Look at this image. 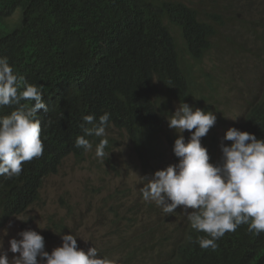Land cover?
<instances>
[{"label": "trees", "instance_id": "1", "mask_svg": "<svg viewBox=\"0 0 264 264\" xmlns=\"http://www.w3.org/2000/svg\"><path fill=\"white\" fill-rule=\"evenodd\" d=\"M169 25L192 59L211 50L216 28L176 0H0V56L41 88L48 105L37 113L43 155L24 163L19 177L0 176V225L27 212L65 158L84 157L74 144L85 115L108 112L107 129L126 132L140 154L150 152L164 126L160 91L182 100L190 86ZM13 110L2 108L0 115ZM235 128L264 139V90ZM204 235L190 227L180 243L156 250L154 264H264V233L249 232L246 224L218 239L215 250L195 242ZM144 243L137 247L149 255Z\"/></svg>", "mask_w": 264, "mask_h": 264}, {"label": "rangeland", "instance_id": "2", "mask_svg": "<svg viewBox=\"0 0 264 264\" xmlns=\"http://www.w3.org/2000/svg\"><path fill=\"white\" fill-rule=\"evenodd\" d=\"M176 1L195 8L201 20L216 26L211 50L194 60L185 52L178 29L169 25L180 63L190 79L188 99L187 95L179 100L160 91L164 126L152 138L149 153L140 154L126 132L109 128L105 148L109 154L104 162L94 155L98 143L82 159L65 158L58 172L45 179L38 200L17 216L27 221L12 218L0 225L3 230L11 222L3 237L5 249L9 239H20L19 232L31 229L44 237L45 251L50 253L61 245L56 234L61 232L77 236L80 249L96 247L110 264H154L156 250L183 240V226L190 224L187 217L180 208L166 215L154 203L145 202L140 194L146 183L142 177L151 178L155 171L178 163L172 150L178 134L168 127L167 118L181 102L193 108L206 107L215 114L216 123L201 138V145L207 149L210 163L220 161V145L229 143L223 140L225 132L243 120L248 106L259 100L264 90V0ZM182 135L187 142L190 133L185 130ZM143 240L149 255L137 247ZM129 252L131 258L126 261ZM13 255L18 253L9 252V259Z\"/></svg>", "mask_w": 264, "mask_h": 264}, {"label": "clouds", "instance_id": "3", "mask_svg": "<svg viewBox=\"0 0 264 264\" xmlns=\"http://www.w3.org/2000/svg\"><path fill=\"white\" fill-rule=\"evenodd\" d=\"M210 25L216 28L215 24ZM5 107L14 110L0 115V176L15 178L24 163L43 155L42 125L37 113L48 112V105L41 88L17 74L8 57L0 56V109ZM82 121L78 125L82 135L76 137L74 147L91 152L93 144L87 137H99L94 155L104 162L109 154L105 148L110 114L104 112L98 119L89 114ZM215 123L213 112L181 102L167 118L168 127L178 134L172 149L178 163L155 171L151 178L142 177L146 183L140 188L142 199L154 203L164 214L171 215L180 208L190 223L183 226L181 238L187 236L191 227L205 234L195 241L200 248L212 250L218 247V239L243 224L248 225L249 232L264 233V139L230 127L223 140L231 143H221L220 161L212 164L201 138ZM185 130L190 133L187 142L182 135ZM8 227L11 222L0 230V264H110L96 247L80 249L77 236L61 232L56 233L61 245L50 253L45 251L44 237L31 229L19 232L20 239H9L5 249L3 237L7 236ZM9 252L18 255L9 259Z\"/></svg>", "mask_w": 264, "mask_h": 264}]
</instances>
